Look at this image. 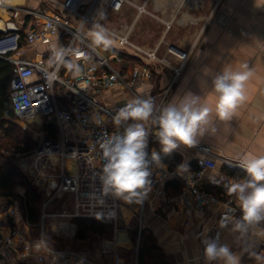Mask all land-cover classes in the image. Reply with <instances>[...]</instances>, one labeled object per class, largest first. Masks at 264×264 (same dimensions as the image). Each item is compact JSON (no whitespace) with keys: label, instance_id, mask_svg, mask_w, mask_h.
I'll use <instances>...</instances> for the list:
<instances>
[{"label":"built area","instance_id":"built-area-1","mask_svg":"<svg viewBox=\"0 0 264 264\" xmlns=\"http://www.w3.org/2000/svg\"><path fill=\"white\" fill-rule=\"evenodd\" d=\"M149 1L41 0V6L33 9L0 0V58L13 65L10 93L13 120L35 125L36 121L31 118L38 115L41 130L45 124H54L58 133L56 139H48L42 130L39 147H43V151L38 152V147L34 155L36 180L40 183L44 168L51 167L56 162L61 165L62 172L50 179L46 187H42L49 196L46 205L56 196L72 194L74 210L71 213L64 212L62 216L103 219L114 225L115 232L119 231L118 222L123 202L103 190L99 178L103 160L98 142L106 135L122 131L114 126L112 118L125 103L110 101L108 93L114 89H123L139 96L137 87L153 79L155 68L170 65L166 57L158 55V46L144 47L133 40L135 23L142 15L157 17L147 8ZM131 8L137 10L133 22L119 23L112 27L106 25L113 15L123 14ZM100 13L105 16L101 23L115 40L109 50H93L87 37L89 28ZM165 23L168 29L171 22ZM54 39L60 45L73 49V55L69 58L81 64V76L73 77L64 67L52 65L51 49H39L41 44L50 43ZM81 52L91 59L85 61L79 55ZM126 55L139 60L127 72L124 71ZM188 56V52H183L180 58L186 60ZM181 69H174L175 77L180 74ZM155 131V126H148L149 154L153 151L150 140ZM194 147L207 154L198 158L194 167L182 171L179 167L172 168L162 161L163 167L153 166L150 169V190L140 202V231L144 210L154 200L158 208H166L171 204L183 205L204 215L218 209L219 221L228 214L235 218L242 216L233 196H218L203 189L202 185H226L242 178L232 173L233 171L244 169L235 159L221 157L222 166L230 172L219 177H206V170L216 167L217 162L211 157V147L203 144ZM171 180L183 183L180 192L172 193L167 189ZM15 212L14 209L11 210L12 214ZM43 213V217L48 216L45 210ZM2 226L3 220L0 218V229ZM223 230L220 223L216 222L210 235L202 238L203 247V241L207 238H218L222 242ZM20 235L19 228H14L7 237L0 233V251L5 244H11ZM110 244L107 243L103 248L105 255L116 252L109 247ZM251 247L258 254L264 253V240ZM37 248L42 250L39 259L48 257L52 264H97L76 250L56 249L48 246L44 240H41ZM25 251L30 253L33 248L27 245ZM107 264L126 263L116 256Z\"/></svg>","mask_w":264,"mask_h":264},{"label":"crops","instance_id":"crops-1","mask_svg":"<svg viewBox=\"0 0 264 264\" xmlns=\"http://www.w3.org/2000/svg\"><path fill=\"white\" fill-rule=\"evenodd\" d=\"M8 1L23 7L38 8V0H34V3L33 0ZM33 4L37 7H33ZM149 5H151L149 10L157 16L150 17L153 21L152 26L159 28L161 32L152 44L136 42L144 47L158 46V55L166 57L170 65L155 68L153 79L137 89L152 95L157 104H166L174 96L192 92L203 96L212 106L215 103V95L210 91V77L206 76L205 72L215 73L225 67L238 70L242 64L247 63L253 75L246 86V102L238 108L231 121L220 125L217 135H206L198 144L211 147V157L217 162L216 167L206 170V177H219L228 173L221 164V157L236 159L241 154H264V0H150L147 7ZM143 16L136 21L134 32L148 25L147 21L140 22ZM165 21L171 22L168 29ZM153 32L155 33L154 30ZM54 45H60L57 39L50 42L49 49ZM183 52L189 53L186 60L180 58ZM178 67L182 69L175 77L174 69ZM119 93L123 94V97L118 98ZM108 96L110 101L123 103L131 98L127 91L122 92L120 89H114ZM35 116L37 117L35 126L39 127L40 118ZM154 133L151 135V146L153 150L159 152L160 145ZM174 151L181 155L180 165H186V170L194 167L198 158L207 156L196 147L180 146ZM234 174L242 178L246 175L242 170L234 171ZM178 182L182 190L184 185ZM202 187L205 190L214 188L219 193L218 196L224 198L229 196L227 184L214 186L203 183ZM233 197L238 204L235 196ZM122 202L121 216L123 214L126 230L115 232L113 239L94 238L79 241L75 237L77 225L75 220L71 219L70 226L67 227L68 224L64 223L65 230L62 233H55L54 228L50 227L52 231L48 240L45 238L44 218L47 216L43 217L44 213L41 233L38 229L40 223L28 219L20 201L0 194V218L3 220L1 235L7 237L14 228L21 231L19 237H15L11 244H5L0 251V264H52L48 257L44 260L39 259L42 250L37 248V245L41 240L56 249L76 250L97 264H107L116 256L126 264H138L139 249L131 261L124 256L122 258L119 251L121 248L124 252L134 247L127 226L129 223L139 221L140 202L127 203L123 200ZM12 209L16 211L14 214L11 213ZM142 222V229L148 231L157 241L159 252L168 264H208L202 238L210 235L211 228L216 222L220 223L218 209L204 215L183 205L171 204L166 208H158L154 200L144 210ZM259 227L264 228V222ZM138 230L140 237V222ZM64 236L73 239L71 247L58 246L55 243L65 238ZM263 240L254 236L238 240L236 234L224 228L221 243L227 244L233 253L239 255L240 264H257L251 255L257 251L251 245L255 246L257 242ZM107 243H111L109 247L116 251L115 254L103 253ZM27 245L33 248L32 252L25 251Z\"/></svg>","mask_w":264,"mask_h":264},{"label":"clouds","instance_id":"clouds-1","mask_svg":"<svg viewBox=\"0 0 264 264\" xmlns=\"http://www.w3.org/2000/svg\"><path fill=\"white\" fill-rule=\"evenodd\" d=\"M104 19L103 13L98 14L87 32L93 50H109L115 44L112 34L101 23ZM72 55V48L54 45L50 63L79 77L83 68L69 58ZM79 55L85 61L91 59L83 52ZM205 75L210 77V91L215 95L212 106L203 96L192 92L174 96L163 105L145 93L130 98L118 109L112 122L122 131L106 135L98 142L103 160L99 178L105 193L127 203L141 202L150 190V169L163 167L161 153L169 155L180 146L194 147L204 136L217 135L220 125L233 119L247 100L246 86L253 75L249 65L242 64L238 70L225 67L215 73L206 71ZM149 125L155 126L154 135L160 145V151L153 150L151 154L147 151ZM235 160L246 175L230 181L227 190L238 201L242 216L226 215L220 221V228H228L238 240L249 236L264 239V228L259 227L264 222V154H241ZM178 167L186 170V165ZM203 243L208 264H240L239 255L218 238H207ZM251 255L257 264H264V253Z\"/></svg>","mask_w":264,"mask_h":264},{"label":"trees","instance_id":"trees-1","mask_svg":"<svg viewBox=\"0 0 264 264\" xmlns=\"http://www.w3.org/2000/svg\"><path fill=\"white\" fill-rule=\"evenodd\" d=\"M1 35V32H0ZM127 64L124 71L132 68V64L139 61L134 56H125ZM14 76L13 65L0 58V194L13 197L21 202L31 222L39 223L42 214L43 198L41 193L24 178L18 165L13 160H4L5 151L26 153L34 148L35 142L29 132L22 129L13 121L14 112L10 100L11 80ZM42 130L48 139H56L58 136L54 124H45ZM162 161L175 168L180 166L182 158L177 151L169 155L162 153ZM229 171V170H227ZM230 172V171H229ZM234 173V171L232 172ZM25 189V197L19 195L17 187ZM171 192H180L181 186L177 180L169 181L167 185ZM218 193L214 188H209ZM219 194V193H218ZM25 201V202H24ZM76 239L85 241L94 238L111 240L115 234V227L106 220L99 218H76ZM138 227L133 233L134 238L138 235ZM157 241L145 229L141 230L139 243L138 264H168L159 252Z\"/></svg>","mask_w":264,"mask_h":264},{"label":"rangeland","instance_id":"rangeland-1","mask_svg":"<svg viewBox=\"0 0 264 264\" xmlns=\"http://www.w3.org/2000/svg\"><path fill=\"white\" fill-rule=\"evenodd\" d=\"M139 1V0H138ZM143 0H140L139 2L142 3ZM35 1L33 0L32 3ZM40 4V5H39ZM152 5V4H151ZM151 5H149L147 8L150 9ZM31 6V5H29ZM41 6V0H38V8ZM33 7H37L36 4H33ZM37 8V9H38ZM137 15V10L136 8H131L127 11H124L123 14H117L113 15L111 17V20H108L106 25L108 27L118 26L119 23H129L133 22L135 17ZM151 16L148 14H144L143 18L140 19L141 21H147L148 25L143 27L142 29H137L136 32H134L133 39L137 42L143 41L149 44H152L153 41L159 36L161 30L159 28H155L153 24V21L150 19ZM140 23H138L139 25ZM141 25V24H140ZM139 25V26H140ZM157 27V26H156ZM155 31V33L153 32ZM50 43H44L41 44L39 49L40 50H49L50 48ZM123 92V89H120ZM128 95L132 98L135 96L133 92L127 91ZM136 92L139 95H143V93L140 89H137ZM123 97V94L119 93L117 96ZM123 102V101H121ZM37 117L35 115L32 116L31 120L37 121ZM22 129L26 130L29 132L32 136V141L35 142L36 145H34V148L26 153L22 152H13L11 150L5 151V157L4 160H13L19 167L22 175L24 178L29 182L30 185L35 187L42 195L43 198V203H42V214L43 211L45 210L46 213L48 214L47 217H45V225H46V233H45V238H48L50 240V232L52 231L51 228L53 227L55 230V233H62L64 232L65 228H63L65 225L64 223L70 224L71 219L75 220V218H71L68 216H62L64 212L66 213H71L74 210V203H73V195L66 193L62 194L61 196H56L51 203L46 205L47 200L49 199V196L47 195V191L44 190L42 187H46L47 183L50 179H52L54 176H58L62 171H61V165L60 162H56L53 164L51 167H47L46 169H43V172L41 175L42 180L41 183L36 180V172H35V161L36 157L34 156L36 154V150L39 147L40 143L42 142V130L41 127L35 126V125H30L31 123L29 122H23L19 121L16 122ZM40 183V184H39ZM45 184V185H44ZM17 191L19 192V195L22 197H25V189L22 188L21 186L17 187ZM46 191V192H45ZM19 201V200H18ZM25 202V201H24ZM41 214V216H42ZM140 215V213H139ZM42 217L40 220V226H38V229H40V232L42 233V226H43V221ZM126 223L123 220V214L120 217V220L118 222V229L119 231L126 230ZM51 227V228H50ZM139 227V221L137 223H129V226H127L128 232H130V237L132 238V243L134 247H131L129 250H124L121 248V251H119L120 256L123 258L126 257L129 259V261L133 260L135 257V253H137L139 249V243H140V237L139 234L136 235L134 238L133 233H135V230ZM65 238H61L59 241H56L55 243L58 246H63V247H71L72 246V238H67V236H64Z\"/></svg>","mask_w":264,"mask_h":264},{"label":"water","instance_id":"water-1","mask_svg":"<svg viewBox=\"0 0 264 264\" xmlns=\"http://www.w3.org/2000/svg\"><path fill=\"white\" fill-rule=\"evenodd\" d=\"M47 141H48V140H46V142H47ZM37 151H38V152H41V151H43V147H41V146H40V147L38 148V150H37Z\"/></svg>","mask_w":264,"mask_h":264},{"label":"bare ground","instance_id":"bare-ground-1","mask_svg":"<svg viewBox=\"0 0 264 264\" xmlns=\"http://www.w3.org/2000/svg\"><path fill=\"white\" fill-rule=\"evenodd\" d=\"M6 1V0H5ZM12 1H15V0H12ZM38 116V115H37ZM70 232H71V230H70Z\"/></svg>","mask_w":264,"mask_h":264}]
</instances>
